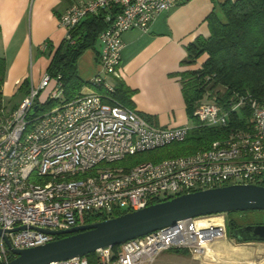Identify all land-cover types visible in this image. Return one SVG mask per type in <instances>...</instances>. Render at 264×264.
<instances>
[{"label": "built area", "instance_id": "1", "mask_svg": "<svg viewBox=\"0 0 264 264\" xmlns=\"http://www.w3.org/2000/svg\"><path fill=\"white\" fill-rule=\"evenodd\" d=\"M188 1L91 0L73 5L59 19L67 40L69 31L87 16L106 12V28L98 36L99 74L89 81L91 90L49 111L32 114L34 106L44 103L39 95L51 83L54 88L48 99L61 97L57 78L45 74L10 111L0 96V264L14 258L4 237L13 249H29L56 239L42 231L90 224L86 223L90 217L107 220L117 212L130 213L228 185L264 187V101L237 94L226 107L211 95L195 106L193 116L203 127H225L228 115L246 105L250 120L245 129L230 131L192 155L142 162L126 171L117 166L128 156L182 143L191 129L156 126L136 110L113 102L108 95L113 87L104 78H120L126 32H147L160 14ZM227 236L223 215L184 220L128 241L117 252L97 250L95 264H153L166 250L198 257ZM50 264L89 262L83 257Z\"/></svg>", "mask_w": 264, "mask_h": 264}, {"label": "crops", "instance_id": "2", "mask_svg": "<svg viewBox=\"0 0 264 264\" xmlns=\"http://www.w3.org/2000/svg\"><path fill=\"white\" fill-rule=\"evenodd\" d=\"M91 0H0V61L3 65V102L18 103L27 96L17 92L36 88L50 59L66 35L59 19L70 7ZM227 0H190L160 14L149 31L131 30L123 35L120 80L131 90V102L150 123L160 127L187 126L189 119L177 73L186 58V46L198 36L208 37L206 19ZM234 1V0H231ZM44 45L46 48L43 49ZM96 50H88L77 62L79 78L87 83L99 74ZM203 60L190 67L199 68ZM54 86L39 96L45 102ZM91 89L85 86L81 93Z\"/></svg>", "mask_w": 264, "mask_h": 264}, {"label": "trees", "instance_id": "3", "mask_svg": "<svg viewBox=\"0 0 264 264\" xmlns=\"http://www.w3.org/2000/svg\"><path fill=\"white\" fill-rule=\"evenodd\" d=\"M106 12L98 15L87 16L79 25L69 31L70 39H63L52 55L46 74L52 79H58L61 83L62 95L58 100L47 99L37 106V112H46L48 108L68 102L81 94V90L89 85L83 82L78 75L77 62L88 50H96L99 34L106 28L104 21ZM209 35L198 36L186 46V58L182 66L188 68L177 73L185 110L189 120H195L196 125L188 132L184 142L173 143L166 147L128 156L120 165L126 170L142 163L146 154L153 155L157 150H171V156L192 155L198 151L207 149L210 144L223 138L228 132L236 129H245L250 120V112L245 105L239 111L228 115L225 127H203L193 116L197 104L208 101L211 95L216 96V102L223 107L234 95L250 96L259 102L264 101V0H227L215 9L206 19ZM199 59L203 62L199 68L191 69ZM3 65L0 61V96L1 82L3 78ZM113 92L109 93L113 102L126 108L133 109L131 91L119 78ZM26 85H22L23 93ZM99 93L105 94L100 88ZM61 98H63L61 100ZM38 103V102H37ZM153 157V156H151ZM163 160L152 158L150 162L157 163ZM249 212V211H248ZM125 211L117 212L111 218L125 214ZM247 212H235L225 214L230 218L226 220L228 237L234 239L231 230L238 226L239 218L235 214ZM105 217L94 216L87 219L86 223H94L105 220ZM64 236L56 237V239ZM239 243L238 241H236ZM119 246L112 247L117 252ZM176 252H185L175 250ZM89 264L96 263V254L85 257Z\"/></svg>", "mask_w": 264, "mask_h": 264}, {"label": "water", "instance_id": "4", "mask_svg": "<svg viewBox=\"0 0 264 264\" xmlns=\"http://www.w3.org/2000/svg\"><path fill=\"white\" fill-rule=\"evenodd\" d=\"M36 109L34 106L31 114ZM248 211H264V187L237 184L196 191L111 219L68 230L42 231L64 237L29 249H13L4 237L6 246L14 255L5 264H50L83 258L97 250L121 246L184 220ZM24 228H15L13 232ZM231 235L239 243H264V225L240 227Z\"/></svg>", "mask_w": 264, "mask_h": 264}, {"label": "rangeland", "instance_id": "5", "mask_svg": "<svg viewBox=\"0 0 264 264\" xmlns=\"http://www.w3.org/2000/svg\"><path fill=\"white\" fill-rule=\"evenodd\" d=\"M96 44L97 47L100 46L98 41ZM104 78L108 85L111 87L115 86L117 80L111 75L104 76ZM43 92L44 91H42L40 95H42ZM22 93V91L17 92L19 98ZM62 99L63 98H61V100ZM16 103H18L17 97L3 102V105L6 110L10 111L15 107ZM51 109H53V107L46 109V111ZM38 113H42V111H39ZM195 125V120H189L187 126L192 128ZM189 132H191V130ZM171 150H157L153 155L146 154L142 158L146 161H150L152 158L166 160L171 156ZM123 164L124 163L122 162L117 164V166ZM222 215L226 221V215ZM235 216L239 218V223L241 225H264V211H249L243 214H235ZM214 221L219 222V220ZM210 248L211 249L208 253L198 257L192 256L188 252H176L175 250L162 251L156 257L153 264H264V243H237L234 239L227 236L225 240L213 244Z\"/></svg>", "mask_w": 264, "mask_h": 264}, {"label": "flooded vegetation", "instance_id": "6", "mask_svg": "<svg viewBox=\"0 0 264 264\" xmlns=\"http://www.w3.org/2000/svg\"><path fill=\"white\" fill-rule=\"evenodd\" d=\"M222 215V214H221ZM230 220V218H228V216H226V220ZM244 226H247V225H241V224H239L238 226H236L235 228H233L232 230H231V232L234 230V229H237V228H240V227H244ZM235 240V239H234ZM236 241V240H235Z\"/></svg>", "mask_w": 264, "mask_h": 264}, {"label": "bare ground", "instance_id": "7", "mask_svg": "<svg viewBox=\"0 0 264 264\" xmlns=\"http://www.w3.org/2000/svg\"><path fill=\"white\" fill-rule=\"evenodd\" d=\"M200 224H203L204 222L203 221H201V222H199Z\"/></svg>", "mask_w": 264, "mask_h": 264}]
</instances>
